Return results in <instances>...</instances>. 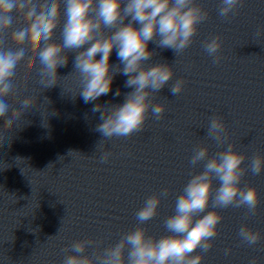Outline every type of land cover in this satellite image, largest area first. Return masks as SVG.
<instances>
[{"label":"clouds","instance_id":"9594fccd","mask_svg":"<svg viewBox=\"0 0 264 264\" xmlns=\"http://www.w3.org/2000/svg\"><path fill=\"white\" fill-rule=\"evenodd\" d=\"M241 3L242 0H218V17L233 14ZM13 13L15 18L23 17L24 26L10 34L14 49L0 47V117L17 104V67L39 42L35 55L43 88L56 84L57 69L67 64L65 52L76 51L73 69L80 79L78 94L83 103L92 104L93 113L99 114L95 131L105 140L141 130L149 113L154 120L162 118L166 104L153 103L152 97L165 86L175 96L182 91L184 82L177 79L169 84L174 72L168 63L146 66L153 55L148 45L170 49L178 56L192 44L198 26L208 18L199 0H0V33L12 26ZM58 27L59 42L54 38ZM201 46L214 64L221 59L217 55L221 47L218 36L203 41ZM113 52L118 64L111 62ZM117 74L126 77L124 87L131 89L124 93L123 102L111 106L92 103L112 91ZM119 95V89L113 92V96ZM19 105L13 120L32 106V100L26 97ZM206 136L220 150L209 155L207 146L193 149L188 164L203 162L202 170L189 174L175 198L173 214L163 220L168 235L153 238L137 226L100 249L95 257L84 253L92 245L99 248L98 243L74 241L63 250L71 254H65L61 264H201L202 253L212 247L221 221L212 209L243 207L251 215L257 208V190L241 186L245 160L248 159V172H264V160L259 155L249 159L227 143L221 117L209 118ZM222 145L226 146L221 148ZM109 156L103 152L99 162L105 163ZM168 195V188H164L148 196L134 213L137 225L152 219ZM237 236L249 246L260 240L258 233L244 226L238 229ZM224 252L227 255L230 249ZM249 264H255V260Z\"/></svg>","mask_w":264,"mask_h":264},{"label":"water","instance_id":"95a60500","mask_svg":"<svg viewBox=\"0 0 264 264\" xmlns=\"http://www.w3.org/2000/svg\"><path fill=\"white\" fill-rule=\"evenodd\" d=\"M214 116L223 119L227 143L249 159L259 155L264 160V0H242L235 10ZM206 146L209 155L220 150L209 138ZM247 163L248 159L241 166V186L257 190V208L251 215L243 207L212 209L221 221L201 264H249L250 260L264 264V172L253 175ZM241 226L259 234L257 244L241 243L237 236Z\"/></svg>","mask_w":264,"mask_h":264}]
</instances>
